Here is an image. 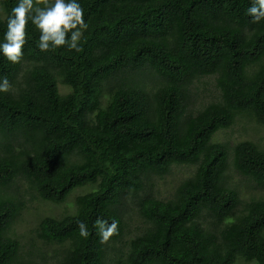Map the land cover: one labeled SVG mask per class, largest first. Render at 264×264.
Returning <instances> with one entry per match:
<instances>
[{"label": "trees", "instance_id": "1", "mask_svg": "<svg viewBox=\"0 0 264 264\" xmlns=\"http://www.w3.org/2000/svg\"><path fill=\"white\" fill-rule=\"evenodd\" d=\"M16 3L0 0V39ZM80 3L89 27L79 51H41L29 24L24 58L13 64L0 54V78L10 84L0 92V264L46 261L23 256L11 234L27 207L8 192L18 179L32 200L73 206L35 231L61 247L60 264H264V197L245 202L229 184L233 168L264 187V147L215 140L239 118L264 127V21L247 14L252 0ZM205 77L219 96L192 114ZM181 166L195 168L172 198L147 192L151 175ZM129 194L148 226L123 260ZM97 217L119 221L103 244Z\"/></svg>", "mask_w": 264, "mask_h": 264}, {"label": "rangeland", "instance_id": "2", "mask_svg": "<svg viewBox=\"0 0 264 264\" xmlns=\"http://www.w3.org/2000/svg\"><path fill=\"white\" fill-rule=\"evenodd\" d=\"M216 82L214 78L205 77L196 81L193 94L190 99L189 112L194 114L203 105L213 101L218 94ZM251 119L244 118L238 119L233 127L225 131H221L215 137L216 141L227 142L231 146L242 140H252L260 143L264 147V127L257 125ZM195 166L174 167L172 172L160 178L156 175H151L146 180L147 192H151L154 196L168 200L172 198L177 186L188 177ZM230 186H236L240 192L243 201L247 202L254 196L264 197V187H257L254 182L240 176L236 171L231 168ZM256 187V188H254ZM9 194L17 196L21 201H25L26 209L22 211L15 223L12 225L11 234L18 239L21 245V254L26 256L32 253L39 260L40 256H44L45 264H60L62 258L61 247L58 244H44L36 237V229L40 221L47 216L56 218L62 217L64 212L73 211V206L55 205L41 200H32V191L27 181L18 179L13 182L9 189ZM85 192L79 190L76 194ZM72 202V199L69 201ZM124 219L128 224L126 234L122 243L117 244L118 248H122L124 253L123 260L127 259L125 256L129 251V242L131 239L139 235L148 224L139 214L138 201L131 195L124 198L123 204ZM117 253L111 252L112 258L118 259ZM127 264V263H125Z\"/></svg>", "mask_w": 264, "mask_h": 264}, {"label": "clouds", "instance_id": "3", "mask_svg": "<svg viewBox=\"0 0 264 264\" xmlns=\"http://www.w3.org/2000/svg\"><path fill=\"white\" fill-rule=\"evenodd\" d=\"M246 11L253 23L264 21V0H252ZM29 24L38 29L37 47L43 52L62 47L79 51L81 37L89 27L80 0H45L43 6L36 0H17L7 16L6 30L0 39V54L13 64L19 63L25 56V45L30 39L27 31ZM9 88L7 77L0 78V92H7ZM118 224L116 219L109 222L96 218L94 227L102 244L118 234ZM78 230L81 237L89 235L83 221L79 222Z\"/></svg>", "mask_w": 264, "mask_h": 264}]
</instances>
